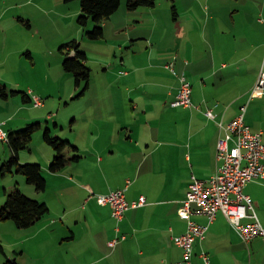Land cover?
<instances>
[{
    "label": "crops",
    "instance_id": "1",
    "mask_svg": "<svg viewBox=\"0 0 264 264\" xmlns=\"http://www.w3.org/2000/svg\"><path fill=\"white\" fill-rule=\"evenodd\" d=\"M31 2L28 0L24 6ZM261 2L258 12L264 13V0ZM176 12L178 14L177 8ZM22 15L31 18L28 12L23 11ZM140 18L135 21L139 25L126 32L130 38L121 42L120 47L124 44L134 46L133 56L131 60L125 56L121 59L119 70L123 73L107 84V89L113 90L107 100L108 113L93 119L89 133L93 137L91 143L68 137L67 140L78 149L74 151L68 147L66 155L79 154L80 158L69 161L59 172L49 170L51 178L57 179L55 183L67 182L71 187L69 194L62 192L59 195L58 203L62 209L50 212L52 205L47 193L53 183L45 176L47 187L37 199L49 205L50 214L32 226L34 230L31 233L22 235L11 245L13 253H6L7 260L28 264L31 247L26 242L33 240L35 250L39 253L46 251L45 255L34 258L39 261L55 259L62 264H207L203 253H207L211 264H264V238L256 237L245 242L222 212L210 224L206 237L195 241L190 262L185 260L183 248L174 240L188 228V219L182 212L193 176L209 181L219 166L217 151L222 135L219 123L227 124L240 113L233 107L245 96L249 99L240 106L246 110L254 98L264 97V93L247 94L256 85L259 67L264 62V22L257 19L262 31L255 34L263 50L253 80L243 92L230 99L215 90L217 81L214 80L221 70L230 66L222 63L218 69L213 51L193 49L192 39L186 42L191 31L187 26L177 21L174 35L178 41L166 46L161 39L156 40V31H149L145 26L138 28L142 26L144 17ZM232 18L237 23L234 13ZM159 23L155 21L156 26ZM7 38H0V67L6 65ZM253 52L246 57L249 58ZM171 69L183 71V76L191 82L194 106L169 108L177 99L182 84V77L181 81L176 77V80L169 81L173 77ZM162 70L167 72L164 81L156 79ZM124 89L127 91L126 99L122 92ZM37 98L40 97L34 96L33 87L26 89L21 81L0 80V128L6 136L25 127L27 103H34ZM39 106H45L44 100L41 99ZM209 109L213 110L214 118L207 115ZM125 110L129 111L124 113ZM245 116L254 132L264 131L254 130L252 122L247 120L248 115ZM18 117L22 122H17ZM74 120L76 124V117ZM93 152L97 153L90 154ZM18 156L20 159V152ZM8 157L4 146H0V168ZM53 158L50 157L49 162ZM75 187L83 190L84 198L76 207L69 208L70 199L66 198L71 196V202L76 201ZM61 189L63 191L64 187L58 190ZM115 189H125L129 202L144 195L146 203L132 207L124 219L118 221L110 205H103L97 195H91V192L107 194ZM245 192L252 197L259 219L264 224V180L250 181ZM69 215L72 222L59 223L58 217L68 218ZM96 216L101 218L103 241H91L87 247L78 246V251H74V243L85 239L84 235L98 234L91 225L85 226L89 218ZM194 219L199 223L209 222L204 214L196 213ZM109 222L112 225L108 228ZM0 225L5 226V221ZM54 244L57 250L48 252L47 247L53 248ZM63 245H67L64 252L61 250ZM18 252L19 255L14 257Z\"/></svg>",
    "mask_w": 264,
    "mask_h": 264
},
{
    "label": "rangeland",
    "instance_id": "2",
    "mask_svg": "<svg viewBox=\"0 0 264 264\" xmlns=\"http://www.w3.org/2000/svg\"><path fill=\"white\" fill-rule=\"evenodd\" d=\"M27 1L0 0V38L8 36V46L5 50L6 65L0 67V80L21 81L26 89L33 87L34 96L38 95L40 99L44 100L45 106L36 105V101L27 103L28 109L25 111L27 120H25L23 129L29 124L37 122H41V126L34 132L30 145L20 150V162H37L44 167L45 176L53 183L47 193L50 205H52L50 211L52 213L62 209L58 203L59 195H62V192L67 194L71 187L67 182L55 183L57 179L51 178L49 159L55 156V149L46 141L45 130L49 127L53 135H59L64 140L71 137L72 139L79 138L87 144L91 143L93 137L89 133L92 131L93 119H99L98 116L108 113L107 100L111 98L113 90L107 89V84L123 73L119 70L122 67L121 59L124 56L132 59L134 46L124 44L123 47H120V45L124 39L130 38L126 32L134 30L136 25H139L138 22H135L136 19L144 17L142 26H138V28L142 29L145 26L149 31H156V40L161 39L166 46L178 41L174 35L177 21L180 25L187 26L191 31L186 42L192 39L193 49H197L198 52L213 51L216 55L218 69L222 63L230 66L228 69L221 70L214 78L217 81L215 90L224 98L232 99L235 97L234 95L243 92L246 86L252 82L263 50L261 41L256 39L257 35L255 34L262 31V26L258 25L257 19L264 22V13L258 12L262 0H156L155 6H140L135 10L129 9L128 0H121L118 11L106 21L104 37L99 39H91L88 35V32L95 27L93 19L89 20L88 25H82L78 21L82 13L80 0L70 2L65 0H31L30 5L24 6ZM9 8L10 10L5 13V10ZM175 8L178 11L177 15H175ZM23 11L30 13L31 18L24 17ZM233 13L236 15L237 23L233 21ZM177 17L178 20H176ZM156 20L160 22L159 26L155 25ZM147 29L146 31H148ZM71 40H78L81 43L80 49L87 53V63L91 68L90 85L82 95L80 94L85 89V83L78 86L74 73L64 68L67 49L62 50L61 47ZM252 51L255 52L247 58L246 56ZM259 69L258 76L260 77L264 71V62L263 64L261 62ZM169 71L173 75L169 81L176 80V78L181 81V77L184 75L183 71L179 69ZM159 76L156 79L164 81L167 72L162 70L159 72ZM253 88L248 90V95H251ZM122 92L126 99L127 91L124 89ZM244 99L233 107L238 108V112L242 111L240 104L244 101L247 102L249 96H245ZM222 102L226 106L224 101ZM178 106L171 103L169 108ZM128 111L125 110L124 113ZM245 115H248L247 120L252 122L254 130L264 129V97L254 98L251 105L247 106ZM20 121L22 122V119L18 117L17 122L20 123ZM56 122L59 123L58 126H56ZM0 146H4L6 149V157L9 156V160L12 157V148L9 142L0 139ZM96 153L90 154L95 155ZM90 154L88 155L90 156ZM47 163L49 166L46 169ZM16 184L26 195L35 198L41 197V193L35 185L27 181V177L23 173L0 174V209L2 203L6 201L8 193ZM61 187H64L63 191L62 189L58 190ZM74 190L78 194L76 201L71 202V196L66 198L70 199L67 204L69 208L76 207L84 198L85 193L82 189L75 187ZM116 190L121 189L110 192ZM91 193L97 197L102 195L101 193ZM50 212L44 218L49 216ZM71 218L69 215L68 218L60 216L57 219L59 223L64 224L72 222ZM100 222V217L89 218L85 226L91 225L94 232L98 231V234L84 235L85 239L74 243L73 246L76 249L74 251H78V246L87 247L91 241H95V243L103 241ZM5 224V226L0 225V264L6 263V253H13L11 245L18 241L22 235L29 234L34 230V227L21 229L10 219L5 220ZM111 225L112 223H107L108 228ZM80 242L83 244L78 245ZM26 245L31 247L28 264H62L55 259L37 260L34 257L45 255L46 251L39 253L35 250L33 240L27 241ZM66 246L61 247L62 252L66 251ZM56 250L55 244L53 248L47 247V251L50 253ZM19 253L14 257H17Z\"/></svg>",
    "mask_w": 264,
    "mask_h": 264
},
{
    "label": "built area",
    "instance_id": "3",
    "mask_svg": "<svg viewBox=\"0 0 264 264\" xmlns=\"http://www.w3.org/2000/svg\"><path fill=\"white\" fill-rule=\"evenodd\" d=\"M170 67V65H168ZM264 93V71L261 73L252 93ZM41 104L37 98L36 105ZM174 106H194L192 84L183 76L177 100ZM246 107L227 124L220 122L222 135L218 141L217 159L219 166L209 181L193 176L187 198L184 200L183 214L188 218L187 231L175 236V242L183 248L187 262L191 261L194 242L204 239L209 226L222 212L245 242L256 237L264 238V224L260 221L252 197L244 191L253 180H264V131L254 132L245 119ZM210 118L215 114L207 111ZM0 137L8 140L0 128ZM103 205H110L113 215L122 220L131 207L142 206L146 197L129 202L125 190H116L99 196ZM205 214L209 222L201 224L193 219L194 214ZM113 244V243H112ZM202 256L211 264L207 253Z\"/></svg>",
    "mask_w": 264,
    "mask_h": 264
},
{
    "label": "trees",
    "instance_id": "4",
    "mask_svg": "<svg viewBox=\"0 0 264 264\" xmlns=\"http://www.w3.org/2000/svg\"><path fill=\"white\" fill-rule=\"evenodd\" d=\"M70 2L73 0H65ZM81 15L78 21L82 25H88L89 20L93 19L95 27L88 32L91 39H99L105 35L104 23L110 19L120 8L121 0H80ZM156 0H128V7L135 10L140 6H155ZM175 15H177L175 8ZM81 43L78 40H71L64 43L61 47L67 49L65 53L64 68L74 73L76 83L81 86L85 83V89L80 95L84 94L90 85L91 68L88 66L87 53L81 51ZM65 52V51H63ZM74 52L73 55L71 53ZM24 96H27L25 94ZM41 122L29 124L25 129L17 132H11L8 136V142L13 150V155L6 160L1 168L0 174L23 173L27 181L35 185L36 189L41 192L47 187V179L44 175V169L40 163H21L19 152L21 149L30 145L34 132L40 128ZM46 141L55 149V156L50 165L51 172L61 171L69 161H77L79 154L72 157L66 155V149L69 147L77 151L78 147L74 146L69 140H64L61 136L53 135L50 128L45 130ZM49 205L45 201L26 195L21 188L16 185L8 193L7 199L0 209V220H13L19 228H29L34 226L43 216L49 213ZM7 264H17L14 260H7Z\"/></svg>",
    "mask_w": 264,
    "mask_h": 264
},
{
    "label": "water",
    "instance_id": "5",
    "mask_svg": "<svg viewBox=\"0 0 264 264\" xmlns=\"http://www.w3.org/2000/svg\"><path fill=\"white\" fill-rule=\"evenodd\" d=\"M73 54H74V52L71 53V55H73Z\"/></svg>",
    "mask_w": 264,
    "mask_h": 264
}]
</instances>
